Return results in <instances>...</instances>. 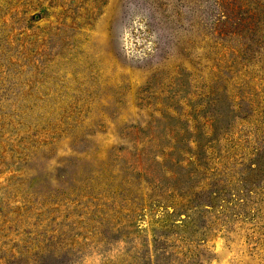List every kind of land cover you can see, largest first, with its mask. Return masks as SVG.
<instances>
[{"label": "rangeland", "instance_id": "rangeland-1", "mask_svg": "<svg viewBox=\"0 0 264 264\" xmlns=\"http://www.w3.org/2000/svg\"><path fill=\"white\" fill-rule=\"evenodd\" d=\"M0 264H264V0H0Z\"/></svg>", "mask_w": 264, "mask_h": 264}]
</instances>
